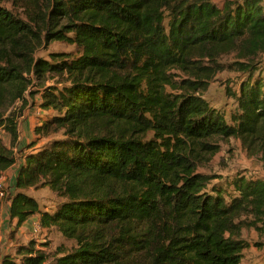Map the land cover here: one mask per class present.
Returning a JSON list of instances; mask_svg holds the SVG:
<instances>
[{
	"label": "trees",
	"instance_id": "trees-1",
	"mask_svg": "<svg viewBox=\"0 0 264 264\" xmlns=\"http://www.w3.org/2000/svg\"><path fill=\"white\" fill-rule=\"evenodd\" d=\"M46 16L71 50L26 64ZM26 71L57 82L9 217L16 230L38 217L72 245L50 260L30 242L2 264H242L243 231L264 227V179L200 168L232 138L264 164V0H0V180ZM226 72L239 77L230 116L205 98ZM43 188L49 210L28 193Z\"/></svg>",
	"mask_w": 264,
	"mask_h": 264
},
{
	"label": "rangeland",
	"instance_id": "rangeland-1",
	"mask_svg": "<svg viewBox=\"0 0 264 264\" xmlns=\"http://www.w3.org/2000/svg\"><path fill=\"white\" fill-rule=\"evenodd\" d=\"M214 1L217 5L222 6L227 0ZM7 5L9 8H12L10 4ZM36 34L37 39L34 40L31 50V52H33L34 49L35 52L29 54L30 60L26 62V64H31L33 61H49L52 63L55 59L53 56L50 57L51 54L71 50V47H66L54 38L50 30L48 16L45 17L43 24L39 28H36ZM26 76L29 78L31 83L29 84L27 91L23 93L24 98L21 101L22 104L21 106L19 105L16 111H23L25 105H30L32 96L34 98H38L39 100L42 99L44 88L52 86L57 82V80L53 77L51 78L49 73L45 75V78L42 81L36 72L28 73V71H26ZM238 79V76L229 72L219 74L217 81L211 85L209 91L205 95V98L211 106L227 113L228 116H230V112L236 111L237 105L236 101L227 95V88H230V90L235 92L237 90L235 85L237 84ZM16 107L17 105H15L13 109ZM33 132L34 128L31 130L30 127V137L28 136L27 138L28 145H26L23 149H26L35 140L34 138L36 136L33 139L31 138ZM44 142H46V140L43 141L42 144ZM0 143L5 144L6 146L11 144V137L2 126H0ZM18 148V154L17 157H15L16 167L10 172L3 174V191L4 193L6 192V195L4 197L1 196L0 191V222H2L1 231L5 237L4 242L0 244V248L5 247L9 249V256L12 257H14L12 244H18L16 236L19 230H16L15 223L11 221L10 217H8L5 212L8 210L9 202L11 205L9 198L17 192L15 178L20 168L19 157L24 153L23 149L20 150L21 146ZM200 171L217 176V182H225L227 180L230 181L235 177L242 176L264 179V164H262L257 158L251 157L243 148L241 142L234 138L230 141L222 143L221 152L214 157L211 164L200 168ZM28 193L37 199L42 208L47 210L53 208L54 202L56 201V195L49 188H43L38 191L31 190ZM3 205L4 207H2ZM1 213H4L3 218H1ZM38 222L39 219H33L27 223V227H29L26 228L27 232H29L31 227ZM262 226L263 225L261 224V231L256 228H247L243 231L242 238L248 243L249 247L244 250L242 264H264V227ZM31 242H34V244L35 242L38 243L36 248L39 250L42 249L46 257L56 255L61 248H69L72 245L70 241L65 240V238L55 229L51 231L43 229L37 237H32ZM44 244H50V246L44 247ZM53 258V256L49 257L50 260Z\"/></svg>",
	"mask_w": 264,
	"mask_h": 264
},
{
	"label": "crops",
	"instance_id": "crops-1",
	"mask_svg": "<svg viewBox=\"0 0 264 264\" xmlns=\"http://www.w3.org/2000/svg\"><path fill=\"white\" fill-rule=\"evenodd\" d=\"M36 99H38V98H36ZM42 103H43V98L40 99V102L35 100L34 105H25L24 110L21 111V115L18 117L19 139H18V142L16 143L17 145L15 144V147L13 148L14 154L16 155V157L18 154V149H19L18 147L21 146L20 150H22L23 148H25L26 145H28L27 138H28V136L30 137V133H29L30 127H31V130L33 128H35V126L41 122L40 118L44 116V111L41 108ZM17 112L19 113L20 111H17ZM33 134H34V132H33ZM33 134L31 136L32 139L35 137V135H33ZM34 139H36V137ZM18 157H19V155H18ZM15 167H16V163L8 171H6L4 173L10 172ZM9 206H10V202L8 203L7 212H5V214L8 217H9V210H10ZM2 207H4V205ZM3 215H4V213H1V218H3ZM33 219H38V217H35ZM33 219H31L30 221H32ZM27 223L24 224L23 227L19 229V231L17 230L18 233H17L16 238L18 240V244L17 245L12 244L14 257L18 256V254H19L18 252L22 249V247L28 246V245H24V243H22V241L19 239V235L23 231H27L26 228H29V227H27ZM0 227L2 230V222H0ZM4 240H5V237H4ZM4 240H3V242H4ZM2 243H0V244H2ZM37 245H38V243H36V247H37ZM15 247L17 248L16 250H14ZM7 256H9V249H7L5 247H1L0 248V264H2L3 259L6 258Z\"/></svg>",
	"mask_w": 264,
	"mask_h": 264
},
{
	"label": "built area",
	"instance_id": "built-area-1",
	"mask_svg": "<svg viewBox=\"0 0 264 264\" xmlns=\"http://www.w3.org/2000/svg\"><path fill=\"white\" fill-rule=\"evenodd\" d=\"M46 60V59H44ZM38 77L42 80V76L37 74ZM44 96V94H43ZM24 98V96H22L21 99H19L18 101L16 100L15 103H14V107L15 105H17V107L13 110H16L18 109L19 105L21 106L22 104V99ZM35 100L39 101V99H36V97L34 98L33 96L31 97V104L30 105H34L35 103ZM18 130H19V125H18ZM3 178V177H2ZM1 178L0 180V191H1V196H5L6 195V192L4 193V189H3V179ZM43 231V228L41 226V224L38 222L36 224H34L33 227H31L30 231L27 232V231H23L20 235H19V239L22 241V243H24V245H29V242H31L32 240V237H37V235ZM4 240V235L1 231V227H0V243H2ZM17 248L15 247L14 250H16Z\"/></svg>",
	"mask_w": 264,
	"mask_h": 264
}]
</instances>
